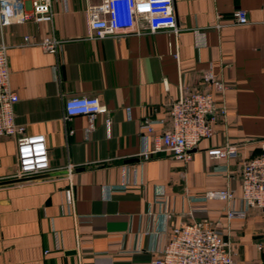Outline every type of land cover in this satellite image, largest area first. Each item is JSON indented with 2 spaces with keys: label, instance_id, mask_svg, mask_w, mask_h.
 Returning <instances> with one entry per match:
<instances>
[{
  "label": "crops",
  "instance_id": "0c3cea01",
  "mask_svg": "<svg viewBox=\"0 0 264 264\" xmlns=\"http://www.w3.org/2000/svg\"><path fill=\"white\" fill-rule=\"evenodd\" d=\"M96 2L51 0L49 22L2 30L13 121L44 136L50 170L0 184V264H148L172 226L202 219L238 262L264 264V217L249 210L227 220L223 200L203 198L228 187L238 208L241 164L264 148V0H171L176 31L151 32L140 20V32L100 39L87 36L86 8ZM238 9L244 24L233 22ZM23 36L53 37L57 48ZM180 87L209 92L224 116L186 162L142 159L138 124L167 123ZM79 95L97 97L107 113L66 118L64 99ZM225 142L236 145L234 159L205 155ZM16 168L15 138L0 137V181Z\"/></svg>",
  "mask_w": 264,
  "mask_h": 264
},
{
  "label": "built area",
  "instance_id": "2783aa9c",
  "mask_svg": "<svg viewBox=\"0 0 264 264\" xmlns=\"http://www.w3.org/2000/svg\"><path fill=\"white\" fill-rule=\"evenodd\" d=\"M52 17L51 0H0V137L15 138L17 168L11 178H25L50 170L42 134L26 135L21 126L13 121L12 106L17 96L8 85L6 48L3 28L21 24L28 18L35 23L49 22ZM233 22L246 23L243 10L232 13ZM145 20L149 31H176L171 0H97L86 8L87 36L95 39L111 37L120 33L140 32L139 21ZM23 43L36 44L45 51L54 52L58 41L44 37L32 41L23 36ZM66 118L84 115L91 119L96 114H106V107L95 96H70L63 101ZM225 108L216 107L207 91H184L166 103V122L144 119L138 124V136L142 147L139 155L147 159L156 154H167L173 159L186 162L197 143L209 138L213 130L211 122L223 117ZM108 123V118H105ZM164 124L156 132L153 123ZM211 160L225 162L237 156L236 145L223 143L204 149ZM71 167H67L70 170ZM240 206L233 208V191L228 187L206 191L203 198H215L226 203L227 220L242 219L249 210H257L264 217V148L246 159L238 174ZM123 184L111 186L110 190L122 189ZM161 203V201H157ZM148 264H243L238 262L222 232L206 219L172 226L165 243L154 250Z\"/></svg>",
  "mask_w": 264,
  "mask_h": 264
},
{
  "label": "water",
  "instance_id": "95a60500",
  "mask_svg": "<svg viewBox=\"0 0 264 264\" xmlns=\"http://www.w3.org/2000/svg\"><path fill=\"white\" fill-rule=\"evenodd\" d=\"M44 175H36V176H30V177H25V178H14V179H8V180H3L0 181V184H6V183H11V182H20L24 180H29L37 177H43Z\"/></svg>",
  "mask_w": 264,
  "mask_h": 264
}]
</instances>
